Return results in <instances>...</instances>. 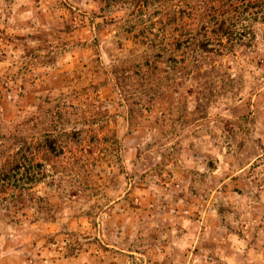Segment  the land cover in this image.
<instances>
[{"label":"rangeland","instance_id":"374dc122","mask_svg":"<svg viewBox=\"0 0 264 264\" xmlns=\"http://www.w3.org/2000/svg\"><path fill=\"white\" fill-rule=\"evenodd\" d=\"M124 1L0 0V264L95 263L107 244L119 264L131 233L232 174L221 213L263 215L264 2L203 49L186 39L228 1ZM134 210L139 230L120 223Z\"/></svg>","mask_w":264,"mask_h":264},{"label":"crops","instance_id":"0c3cea01","mask_svg":"<svg viewBox=\"0 0 264 264\" xmlns=\"http://www.w3.org/2000/svg\"><path fill=\"white\" fill-rule=\"evenodd\" d=\"M233 175L225 177L218 185L205 186L206 190L200 186L197 193L191 191L178 197L164 212L165 228L158 229L156 234L131 233L126 240L130 246L126 249L128 253L117 252L116 259L122 260L119 264H264V191L255 200L263 215L249 229L250 222L247 220L250 218L236 220L220 210L218 195L224 192L223 189L229 193L235 190L232 181H229ZM141 192L151 194L149 197L142 195L150 201L157 199L152 189ZM196 194H199L200 201L204 200V208L193 200ZM257 204L246 202L242 206L249 215ZM198 209L201 215L197 214ZM153 213L151 220L158 224L160 218ZM121 219V224H132L135 230H139L144 220L141 212L135 210L132 215L122 216ZM109 245L105 246L106 254L109 253L106 249ZM104 251L96 255L98 259L95 263L89 261L88 264H109Z\"/></svg>","mask_w":264,"mask_h":264},{"label":"trees","instance_id":"16d2710c","mask_svg":"<svg viewBox=\"0 0 264 264\" xmlns=\"http://www.w3.org/2000/svg\"><path fill=\"white\" fill-rule=\"evenodd\" d=\"M225 1V0H224ZM229 2V9H227V11H216L215 14H213L210 17H207L205 20H202L201 22V26L204 30H208L211 28L210 31H205V33L203 34V36L201 38H198L196 36H194V34H190L188 36V38L186 39V43H192V44H196L199 47H203V49H207V47L213 43L215 40V38L211 35L210 32H214L216 34H223L229 38L230 41H233L238 39L237 35H235V31L234 30H229L232 24V22H230L229 20H232L231 17L235 18L237 17V13L239 12L241 6L240 4H238L240 2V0H226ZM126 2V0L124 1ZM262 2H264V0H257V1H250V7L251 9L254 7H259L260 9L262 8L263 4ZM257 3H261L256 5ZM252 11V10H251ZM250 11V13H251ZM264 10H257L254 11L253 10V14L252 17H254L255 19L257 17H259L261 15V13ZM231 18V19H230ZM219 32V33H218ZM253 33V32H252ZM254 36V34H253ZM219 39V38H218ZM179 42H181L180 40H178ZM188 41V42H187Z\"/></svg>","mask_w":264,"mask_h":264}]
</instances>
